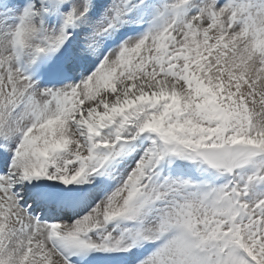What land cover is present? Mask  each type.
I'll list each match as a JSON object with an SVG mask.
<instances>
[{
	"label": "snow or ice",
	"instance_id": "1",
	"mask_svg": "<svg viewBox=\"0 0 264 264\" xmlns=\"http://www.w3.org/2000/svg\"><path fill=\"white\" fill-rule=\"evenodd\" d=\"M0 264H264V0H0Z\"/></svg>",
	"mask_w": 264,
	"mask_h": 264
}]
</instances>
